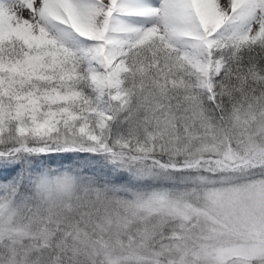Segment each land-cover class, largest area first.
<instances>
[{
	"label": "snow or ice",
	"instance_id": "1",
	"mask_svg": "<svg viewBox=\"0 0 264 264\" xmlns=\"http://www.w3.org/2000/svg\"><path fill=\"white\" fill-rule=\"evenodd\" d=\"M0 264H264V0H0Z\"/></svg>",
	"mask_w": 264,
	"mask_h": 264
},
{
	"label": "bare ground",
	"instance_id": "2",
	"mask_svg": "<svg viewBox=\"0 0 264 264\" xmlns=\"http://www.w3.org/2000/svg\"><path fill=\"white\" fill-rule=\"evenodd\" d=\"M221 2L223 3V2H224V0H221ZM25 15H26V13H25Z\"/></svg>",
	"mask_w": 264,
	"mask_h": 264
}]
</instances>
